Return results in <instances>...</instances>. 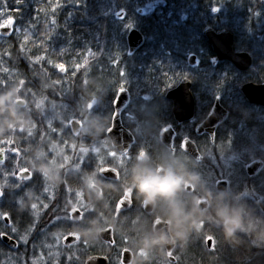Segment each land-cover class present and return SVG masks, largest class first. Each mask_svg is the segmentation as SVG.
Wrapping results in <instances>:
<instances>
[{"label":"trees","instance_id":"16d2710c","mask_svg":"<svg viewBox=\"0 0 264 264\" xmlns=\"http://www.w3.org/2000/svg\"><path fill=\"white\" fill-rule=\"evenodd\" d=\"M127 1L60 0V7L55 13H51L50 10L41 11L48 9L50 0H21L20 4H16L15 0H6L8 9H18L16 14H12L15 15L16 25L22 33L27 30L31 32L25 45L28 44L33 55L46 54L50 60L67 64L70 71L73 64L86 65L84 71L74 76L69 75L71 80H63L46 62L42 63L48 67V73L43 72L39 65L26 61L28 67H22L20 75L29 82L30 87H27L36 91V97L41 100L50 99L52 92L65 95L63 99L54 100L71 105L66 106L65 113L72 118L80 120L85 114L86 103L95 99L96 105L92 109L94 121H97L95 127L103 116L110 117L112 100L116 90L122 85L128 90L130 101L121 114V122L136 137H152L161 126L171 122L170 104L164 99L163 93L175 86L182 77L189 78L192 82L191 92L195 100L197 119L204 117L213 99L218 97L220 103L229 109L230 119L223 124L222 132L216 131L213 144L207 139L205 142L196 140L201 159L195 164L197 169L194 171L192 183L196 192L210 200L207 195L212 191L213 181L219 177L226 179L228 188L219 196L229 199L233 208V214L229 217L237 223V228L229 234L222 227L217 214L211 212V200L204 213L208 218H198L200 214L189 201V221L186 222L189 228L185 231L183 241L177 242L175 255L179 257V264H264V109L246 103L237 91L240 83L249 81L259 84L264 80V59L259 54H264V2L165 0L166 5L163 8L138 13L144 4L155 0H134L132 8L131 4L128 8L124 7ZM3 7L5 4L0 0V8ZM215 7L219 11L212 15L211 10ZM120 9L124 11V16L116 19L115 13ZM53 19L55 24L51 23ZM190 24H194L197 36L184 32ZM132 25L141 30L145 45L138 53L127 56L124 32ZM205 26L226 29L232 33L235 39L234 50L246 51L252 55L250 70L237 71L225 61L217 65L216 74L212 73L214 69L209 63L204 65L201 62L196 67L189 68L183 48L198 42V47L206 46L209 50L208 43L200 33ZM178 33H184L186 39L180 40L176 36ZM243 34L250 35L251 40L245 41ZM195 38H198L196 42ZM15 48L11 38L0 36V80H5V59L11 60V56L9 58L5 53L13 55ZM19 57L22 60L19 63L20 68L24 58L20 54ZM112 57L118 60L115 65L108 64L107 59ZM122 61L125 62L121 66ZM224 64L228 65V69ZM216 76L218 79L213 78ZM123 77L127 79L125 82L122 81ZM133 77L139 80L134 81ZM7 82V87H0V142L14 141L12 147L20 146L22 154L24 151L36 150L40 147L37 144L39 140L47 142L54 138L55 132L48 128V122L53 127L56 125L55 128L61 130L66 137H70L61 120L57 123L46 116L39 123L36 116L30 115L31 95L28 91L21 87L14 90L9 87V81ZM200 84L203 87L202 93L197 88ZM15 97L26 101L25 108L19 109L13 105ZM76 101L81 105L79 110L75 109L76 104L72 105ZM97 103L100 107H97ZM235 103H238V110L232 109ZM155 110L159 112L156 113ZM10 117L14 119V123H11ZM26 119L33 123L31 131L20 132L19 126ZM186 135L191 136V130L186 131ZM27 141L30 142L29 145H25ZM42 144L44 145L40 149L48 147L45 143ZM253 159H261L263 167L255 176L247 177L244 165ZM189 164L192 163L189 161ZM11 166L10 159L0 165V191H4L0 208L13 212L12 202L8 197L10 190L5 189V171H10ZM34 181L33 178L32 182ZM17 190L16 187H11V191L18 196ZM13 219H16L14 212ZM199 222L206 225V228H197ZM207 222H211L213 226L207 225ZM0 231H5L1 223ZM205 232H211L214 236L210 249L206 248L202 238ZM148 246L150 254L156 256L145 258L140 264H163L161 247L154 242ZM0 252L5 253V246L1 242ZM105 255H108L107 251Z\"/></svg>","mask_w":264,"mask_h":264},{"label":"snow or ice","instance_id":"6c2138e0","mask_svg":"<svg viewBox=\"0 0 264 264\" xmlns=\"http://www.w3.org/2000/svg\"><path fill=\"white\" fill-rule=\"evenodd\" d=\"M20 2L21 0H15L16 4H20ZM3 3L5 4V7L0 8V35L6 34L11 37L17 33L22 32L20 29L16 28V18L15 15L12 14H16L18 12V9H8L6 7V0H3ZM59 7L60 0H50L48 9H41V11L47 12L48 10H50L51 13H55L57 8ZM51 23L55 24V19H53ZM27 42L28 37L25 36L24 42L20 45L21 52H24L26 50L24 45ZM5 55L9 56L10 58L11 53H5ZM32 62L34 65H39L43 72L48 73V67H45L42 63L46 62L48 66L50 65L51 68H54L57 72L72 76H74L80 71H84L86 68L85 64L78 63L73 64L70 71L67 64L59 61L50 60L46 54L32 57ZM6 71H8V69H6ZM21 83L25 84V81L22 79ZM57 83H60V81H57ZM7 85V80H0V87H7ZM122 91L123 86L121 85L117 89V92L119 93ZM28 93L33 97L37 95V92L30 88L28 89ZM113 103H118V101H113ZM37 107H39V105H37ZM90 107H92V105H90ZM76 126H79V124L75 119L68 121L66 124L67 128L73 129V136H78V132L75 130ZM48 128L52 132H57V129L51 124H49ZM111 131V127L107 128V132L110 133ZM29 135H31V133ZM63 143L67 147L68 141H64ZM13 144L14 141L12 140H5L3 142H0V157H3V159H0V165H3L5 161L8 160L7 154L9 152L13 153L12 161L15 162L14 167L11 169V171L6 170L5 174L15 177V187L19 189L20 192H23L26 187L30 186L28 182L33 181L35 173L32 169L26 166H20L18 158H21L22 149L18 145L12 147ZM102 144L105 146L106 149L108 148L107 139H104ZM183 147L184 145H182V148ZM71 148L73 149V151H75L77 145L72 144ZM79 153L82 155H78L76 161L73 162L75 166H77L81 171H83L85 167V160L89 157L90 154L92 155L94 153V158L95 160L98 158V162L95 163L94 170L91 172L94 176H98L102 180L109 181L115 186L120 185L122 177L126 176L127 174L128 165L133 161L127 151L120 150L114 144L112 145L111 149L106 151L107 159L100 157V151H97L96 147L94 146L91 147V149L89 147L80 146ZM145 154L146 152L140 151L136 158L142 157ZM107 173H111V176L109 177L105 175ZM40 187L42 189V193L37 198V202L30 209V215L38 212H43L46 214L50 209V204L46 201L56 200L55 190H49L47 185H45L42 181L40 182ZM77 188L80 189V186L77 185ZM185 190L190 194L196 193L195 185H185ZM63 191L66 193L67 197L65 199L66 203L70 204L72 207L71 209H67L61 204H56L55 206H52V216L48 222L47 227L49 228V230L57 228L64 230L62 238L67 248L71 249L76 244H83L85 247H87V243L83 241L79 235L71 231L72 227L78 221H86L91 215L90 210L86 207L84 203V192L83 190H77L73 192L72 183L69 182H65ZM3 197L4 191H0V199H2ZM135 201V194L133 192L121 190L118 195L112 200V211L114 212V218L124 216L132 227H135L136 225L141 223V221H147L151 224L153 228L159 229L167 223V221L161 218L159 215H154L152 210L148 207H144L143 209H141V214L138 215L136 219L128 218V216L125 214V209L128 208V206ZM205 202L206 201L198 200V203ZM128 210L130 211V208ZM0 222H4V227L9 228L11 230V233L7 231H0V239L7 238L13 241L14 247H18L21 243H23L24 245H27L29 243V240L26 235L19 237L15 235L18 232V229L14 226L13 212L11 210L0 208ZM35 227L36 222L35 219H33L30 222V227L28 231H34ZM201 227L206 228V225H201ZM105 233H107V235L104 237V243L108 244L115 251L117 257V264H132L133 257L130 250L127 248V238L122 237L119 241H117L116 232L111 228H105ZM202 238L207 242H211L214 240V236L211 234V232H205ZM59 241L60 240H56L57 243H59ZM166 257L167 264H179V257L175 255L173 249L169 248L166 251ZM67 259L68 261H71L72 256L69 255ZM77 259H79V257H77ZM103 259L110 261L111 258L106 256ZM92 260L93 257L89 256V264H91Z\"/></svg>","mask_w":264,"mask_h":264},{"label":"flooded vegetation","instance_id":"af4514ba","mask_svg":"<svg viewBox=\"0 0 264 264\" xmlns=\"http://www.w3.org/2000/svg\"><path fill=\"white\" fill-rule=\"evenodd\" d=\"M208 63H210V61ZM184 78H186V77H184ZM187 79L190 81V93L192 95V92H191L192 82L189 78H187ZM165 92L163 93V97H164ZM240 96L245 101V99L243 98V96L241 94H240ZM192 98H193V103H194V108H195V100H194L193 95H192ZM227 98L230 100V97H227ZM164 99L166 101H168L170 104V110H169L170 119H171L170 123H168L164 126H161L157 130L156 134H153L152 137L144 136V135L136 137L133 133H131L127 129L128 132L133 136V144L130 146L129 150L127 151L129 156L133 159V161L131 163L135 162L137 159L140 161H144L150 157L154 163H159V161H161L162 159H165V160L170 159L172 161H178V162H181L183 164H185V160L190 161V163H192V165L198 164L200 162V160L195 161L187 153L182 151V146H181L182 141H184L185 139H189L191 142H193L196 149H197L196 140L200 142V140L207 139L209 141L208 136L205 134L196 135L195 134V128L197 125H199L203 122L205 116L207 115L210 107L213 104V101L215 99H218V101H219V98L215 97L213 99V101L211 102L210 106L208 107L206 114L204 115L203 118L197 119V117H196L197 114H196V109H195V114H194L193 120L184 121L181 123L177 122L172 116V113H171L172 103L169 100H167L165 97H164ZM219 104L229 114V112H230L229 109L225 108L220 103V101H219ZM104 113H105V111H103V115H104ZM112 116H113V107H112V103H111V115H110V117L107 118V117L103 116V119L101 121H99L100 125H99L98 133L96 135H92V136L97 137L98 139L100 138L102 140V143H103L104 139H107L108 148L106 149L105 146L102 144V153L100 154V157H103L105 159H107L106 151L112 148V145H111L109 139L106 137L107 128L111 127ZM227 121H228V119L224 123H226ZM224 123L219 124L215 128L214 133H216L217 130L222 132L224 130L223 129ZM167 126H169L173 132V135L171 137V142H170V148H167L159 140L160 130L167 127ZM189 130H191V136L186 135V131H189ZM140 151H144V152H146V154L142 157L136 158V156L138 155V153ZM199 156H201V155H199ZM88 158L89 159L85 162V167H84L83 171L78 173L81 177V180L76 182L75 184H73L72 187H73V192H75L77 190H83L84 196H85L84 203H85L86 207L90 210L91 215H90L89 219L86 221H83V222L78 221L71 229V231L73 233L79 235L81 237V239L87 243L88 246L85 247L83 244H76L73 246V248L69 249L65 246V243H64L63 238H62L64 230L59 229V228L52 229L53 232L55 230L58 231L57 232L59 235L58 239L60 240L59 244H58L59 253L62 255H66V254H68V252H74L75 253L74 255H76L77 257H79V259L82 260V264L85 261V259H88L89 256H91V257L105 256V252L107 250V244L104 243V240H102V238L100 237V232L104 228L107 227V225H106L107 222L111 224V228L113 230H117L116 233L119 231L118 235L120 238H122V237L129 238V236L122 231L123 226L122 227L119 226L120 223L121 224L123 223L125 217L121 216V217L114 218V213H112L113 219H111L110 216H107V213L104 210V203L106 202V199H107V193L109 195H111L112 197H116L121 190L132 192L130 190V188L128 187L129 168H130L131 163L128 165L127 174H126V176L122 177V180H121V183L119 186H115L111 183H110V185H106L104 183H101L102 181H105V180L100 179L98 176H94L93 173L91 172L94 170L95 163L98 162V158L96 160L93 157H88ZM200 159H201V157H200ZM89 165H91V166H89ZM108 166H112V165H108ZM157 170L159 171L161 169L158 168ZM68 175H70V174H68ZM110 176H111V173H109V177ZM218 179H221V177L216 178L213 181L212 188H211L212 189L211 192L214 193V195H216V196H219V194H221L214 189V183ZM224 180H226V179H224ZM31 182L32 181H30L28 183H31ZM227 184H228V181H227ZM77 185L80 186V189L77 188ZM185 185H194V184L186 182L184 184V188H185ZM58 194L60 196H64L66 199L67 198L66 193L63 192V190H61V192H57V194H56L55 202H56V204H61V198H60V196H58ZM200 198L206 199V201L208 203V208H209V206H210L209 201L211 200V198L209 200L205 197H202L200 195V193H198V192H196L195 194H190L189 192H187L186 198H184V199L177 198L175 200V202L172 204L171 215L164 217L163 219L170 223L169 228H170L171 236L173 239H175L173 218L181 220L185 217V214L183 213V201L185 199H188L189 201H191V205H192L193 209L201 215V214H204L205 211H202V212L198 211L195 207V202ZM71 207L72 206L70 204H68L67 209H71ZM99 207H102V209ZM128 209L125 210V214L127 216L131 215L132 212L135 210H136V213H138V215H140L141 209H143V206H141L137 201H135L132 204H130V211ZM152 212L154 215L160 216L159 208H153ZM173 212H176L177 214H173ZM138 215H134V217L132 219H136ZM96 218L98 219V222H97ZM49 220L50 219L45 221L44 224L48 225ZM200 223L201 222H199V224ZM140 224L135 226L136 230L133 233V235H136L137 237H139L140 240L137 243H135L136 246L135 247L133 246L132 249L127 246V248L130 250V252L132 254L133 259L135 258V254L138 253L139 251H142L144 255L147 254V252L150 253L149 252L150 249L148 246L149 243L154 242V243H157L159 245V243L155 237V234L153 233V229H152L151 224L147 221H141ZM86 233H88L87 237L84 238V234H86ZM143 236H144V239L147 238V240L144 241L143 238H141ZM56 239L57 238L55 237V240ZM142 244H144V245H142ZM176 246H177V244H176V239H175V247L173 249L174 253L176 252ZM160 247L162 249V256L166 257V250L164 249V247H162V246H160ZM26 248H27V245H26ZM17 249L18 250L23 249L21 247V244L17 247ZM21 254H28V253L23 252ZM114 254H116L115 251L108 245V255L107 256L112 258V256ZM145 258H150V257H149V255L148 256L145 255ZM166 261H167V257H166ZM109 262L110 261L108 260V263Z\"/></svg>","mask_w":264,"mask_h":264},{"label":"rangeland","instance_id":"374dc122","mask_svg":"<svg viewBox=\"0 0 264 264\" xmlns=\"http://www.w3.org/2000/svg\"><path fill=\"white\" fill-rule=\"evenodd\" d=\"M20 34V33H19ZM18 35V33L16 34ZM260 55H262L261 53H259ZM258 54V55H259ZM89 57H91V55H89ZM263 60V58H262ZM108 64L110 65H115L117 63V59H115L114 57L112 58H108L107 59ZM88 63L90 62L87 61ZM216 69L212 70V72H215ZM59 73V72H58ZM252 74H254V72H252ZM59 75L62 76V79H70L71 77H69V75H65V74H61L59 73ZM214 79H218V76L213 77ZM127 79H125L123 77L122 81L125 82ZM64 96L60 95L59 97H57V100L59 98H64ZM30 115L31 116H36L37 121L39 123L42 122V119H44L46 116H48V119H54L57 121V123L61 120L62 124L66 127L67 122L72 118L69 116V114L65 113V109H67L68 106L71 105H67L66 102H55L54 99H48V100H41L38 97H30ZM90 102L86 103V105H88ZM99 103V102H98ZM97 103V107H100V105ZM76 104L75 109L79 110L81 108V105L79 103V101L74 102L72 105ZM37 105H39V107H37ZM85 105V106H86ZM67 106V107H66ZM72 111L74 110L73 108L71 109ZM38 117H37V115ZM82 118H86V114L82 115ZM81 118V120L84 122V120ZM62 119H65V121H62ZM87 121L85 120L84 122V130L82 135L76 139V140H68L67 137H62L60 133L55 132L54 134V138L48 140L47 142L49 144H47L46 140H39V142L37 143L40 147L45 143V145H48V147L44 148L42 147V149H40V147L36 148V150H31V151H24V153L21 155V158L19 159V163H22L24 166L30 168L33 170V172L35 173V178H37V181L35 183H37V187H38V191H40V193L38 195H36L34 198H30L31 196H29L26 192V194L24 195L23 192H20V190L18 189V195L20 192V195L22 193V197H24L25 199L28 198L29 200L26 201V205L28 208V211H30V209L33 207V205L37 202V198L40 196V194L42 193V189L40 187V182L42 181L45 185H47V187L49 188V190H55L56 194L57 192H61V190H63L62 188H60V183L66 182L65 180V176L68 174H78L81 172V170L74 165V161H76L77 156L78 155H82L79 153V147L80 146H85V147H89L91 149V147H97V144H99L98 142L94 141L96 139H98L95 136L92 135H96V129H92L90 130L91 126L87 125ZM33 125V123L31 124V122H26V123H22L19 126V131L22 132H30L31 131V126ZM52 125V124H51ZM41 126H43V124H41ZM42 128V127H41ZM61 131V130H60ZM65 135V134H64ZM91 135V136H90ZM66 136V135H65ZM64 141H68V145L67 147L65 146V144L63 143ZM30 142H26L25 145H29ZM72 144H76L77 148L75 151H73V149L71 148ZM97 150V149H96ZM91 155V154H90ZM91 157V156H89ZM89 158H87L85 160V162L88 160ZM13 162V161H12ZM15 162H13V167H14ZM11 171V170H10ZM10 178L13 180L14 177L9 175ZM6 177V176H5ZM207 182V179H205ZM32 185L33 182L29 183V185ZM12 186L15 187V184H11ZM29 186L26 187L24 189V191L29 190ZM202 190V189H201ZM203 191V190H202ZM64 192V191H63ZM209 198H211V201L213 202L212 205V213H216V217L218 220H220L221 222L223 220L229 219V215L233 214V208H231L230 206V202L229 199H224L223 197L220 196H216L214 195V193L210 192L208 193ZM50 204V208L54 205V201H46ZM55 206V205H54ZM62 206L67 208L68 204L66 203V201H64L62 203ZM214 208V209H213ZM50 210V209H49ZM48 210V212H49ZM48 212L46 213V215L48 214ZM43 212H38V213H34L32 215L30 214H26L25 216L29 219L28 221H26L25 223H23L21 226L19 225H14L17 229L18 232L15 234L17 237L19 236H27L29 243L27 244V248L26 245H24L23 243H21V247L23 249H20L18 252L16 253H1L0 252V264H82V260L81 259H77V256L74 255V252H68V254L66 255H62L59 253L58 251V244L56 242V240H59L58 237V231H54L51 229L49 230V228L47 227L46 224H44L46 220V217H44ZM203 216L205 218H208L207 215L205 214H201L198 216V218H203ZM35 219L36 222V227L34 229V231H28L29 227H30V222ZM201 220V219H199ZM1 223V227L4 228L5 227L3 225V222ZM201 224L197 225V228L201 227ZM207 225L209 226H213V224L211 222H207ZM18 226V227H17ZM9 232L11 233V230L9 229ZM119 232V231H118ZM118 232L116 233L117 236V240H120V237L118 235ZM55 237L57 238L55 240ZM143 238V240H147L144 239V236L141 237ZM213 242V241H212ZM127 246L130 247L131 249L133 248V246L135 247L136 244H134L133 242L128 241L127 238ZM108 252V248L106 250ZM28 253V254H21V253ZM71 255L72 256V260L68 261L67 257ZM146 256L149 255L150 258H153V255L148 253L145 254ZM145 255L143 254L142 251H139L138 253L135 254V261L133 264H140V262L145 260ZM156 256V255H154ZM162 263L166 264V257H162ZM165 260V261H164ZM111 263L110 264H117V257L116 254H114L112 256V258L110 259Z\"/></svg>","mask_w":264,"mask_h":264},{"label":"water","instance_id":"95a60500","mask_svg":"<svg viewBox=\"0 0 264 264\" xmlns=\"http://www.w3.org/2000/svg\"><path fill=\"white\" fill-rule=\"evenodd\" d=\"M164 1L156 0L151 3L145 5V9H151L153 7H162L164 6ZM213 13L217 12V8L212 10ZM123 15L122 12L117 14V17H121ZM203 37L209 42L210 48L212 52L215 54V57L211 59V64L214 66L220 60H228L233 66L240 70L246 71L251 67L252 60L248 53L239 52L236 53L233 51L234 39L233 36L225 31L219 30L214 31L210 27H206L201 31ZM2 37L8 36L6 34L0 35ZM143 35L141 32L137 31L134 28H129L125 33V42L127 46V50L129 53H133L143 44ZM187 64L189 66H195L196 61L193 55H190L187 59ZM239 92L243 95L246 102L250 104H256L264 106V83L255 85L251 82L243 83L238 88ZM164 97L172 103L171 112L173 118L181 123L184 121H189L193 118L194 111V103L193 98L190 93V81L186 78L181 79L178 84L167 90L164 94ZM113 101H118V103H113V117L111 120V129L112 131L106 132V135L111 143V145H115L117 148L123 151H128L130 146L133 144L132 135L122 126L120 115L124 108L127 106L129 102V93L126 89H123L122 92H116ZM95 102H92L90 105H93ZM15 105L18 108H24L25 102L18 100L15 101ZM89 105V107H90ZM228 117V112L219 104L218 99L213 101L212 106L210 107L205 119L203 122L196 126L195 132L197 134L207 133L211 139L213 140L215 128L223 123ZM77 121V120H76ZM78 122V121H77ZM79 126H76L75 130L79 133ZM73 131V129H71ZM173 132L169 126L163 128L159 132V140L167 147L170 148V142ZM184 147L182 148L190 157L194 160H199V155L196 147L190 140H184L182 142ZM3 159V157H0ZM263 167V162L260 159H254L248 162L245 166V173L247 176L252 177L256 175ZM109 176V173L105 174ZM215 189L218 192H225L227 190V182L225 180H218L215 183ZM200 201H206L204 198L198 199ZM198 200L195 202V207L198 211H205L208 208L207 201L205 203H198ZM145 206H143L144 208ZM150 208V207H148ZM153 210V208H150ZM4 223V222H3ZM224 228L228 231L229 234L233 233L236 230V223L233 220H225L223 223ZM153 233L157 237L158 243L164 247L167 251L169 248L174 249L175 244L169 236V224L166 223L159 229L153 228ZM107 235L105 230L100 232V237L104 240V237ZM0 242L5 245V243L11 248H15L13 246V241L5 238L0 239ZM206 248H211V242H205ZM84 264H89L88 259L84 261ZM91 264H108V261L103 259V257H93Z\"/></svg>","mask_w":264,"mask_h":264},{"label":"bare ground","instance_id":"6f19581e","mask_svg":"<svg viewBox=\"0 0 264 264\" xmlns=\"http://www.w3.org/2000/svg\"><path fill=\"white\" fill-rule=\"evenodd\" d=\"M156 1V0H155ZM162 1H164V6L166 5V1L165 0H162ZM263 2H264V0H262ZM151 2H153V1H150V2H148V3H151ZM148 3H146V4H148ZM131 4V8H132V6H133V4H134V0H128L127 2H125L124 3V7H130L129 5ZM146 4H144L143 5V7L141 8V9H139L138 10V13H142L143 11H150L151 9H153V8H163L164 6H162V7H153V8H151V9H145V5ZM214 9V8H213ZM212 9V10H213ZM212 10H211V12H212ZM218 11H219V8H217V12L216 13H211L212 15H216L217 13H218ZM119 12H122L123 13V15L121 16V17H117V14L119 13ZM123 16H124V11L122 10V9H120V10H118L116 13H115V18L116 19H122L123 18ZM103 17H106V15L104 16L103 15ZM206 27H209V26H205V27H203V28H201V30H200V33H201V31H203V29L204 28H206ZM16 28L17 29H20L19 28V26L18 25H16ZM129 28H134V29H136L137 31H139V32H141V30L139 29V27H137V26H134V25H132V26H128L127 28H126V30H128ZM211 28V27H210ZM213 29V28H212ZM126 30H125V32H124V38H125V33H126ZM214 31H219V30H225V31H227L226 29H213ZM247 30V29H246ZM195 31H196V29H195V26H194V24H190V25H188V27L185 29V31L184 32H186L187 34H191V35H193V36H197V34L195 33ZM227 32H229V31H227ZM230 33V32H229ZM231 35H232V33H230ZM143 35V34H142ZM25 36H27L28 38H30V36H31V32L29 31V30H27V32L26 33H22V32H20V34L18 33V35H13V36H11V37H9V36H5V39H9V38H11V41L13 42V43H15V45H16V48H15V50H14V52H13V55L11 54V60H9V59H5V80H7V81H9V87H13L14 88V90L17 88V89H20V87L21 88H23V89H25V90H27L28 91V87H30V84H28L29 82H27L26 80H24V78L20 75V73L22 72L21 71V68L22 67H24V66H26V67H28L27 66V62L26 61H31L32 62V57L33 56H35V55H33V51H31V49L28 47V44L27 45H24V47H25V51L24 52H21L20 51V45L24 42V38H25ZM176 36L177 37H179L180 38V40L181 39H186V35L184 34V33H178V34H176ZM233 36V35H232ZM175 37V36H174ZM201 37L202 38H204L203 37V35L201 34ZM245 41H247V39L249 40H251V38H250V35L249 36H246L245 34H243V37H242ZM143 39H144V41H143V44L136 50V51H134L133 53H129L128 52V50L126 49V54H127V56H132V55H134V54H136V53H138L143 47H144V45H145V37H144V35H143ZM197 39L198 38H195L194 39V41L196 42L197 41ZM205 39V38H204ZM233 39H234V36H233ZM235 40V39H234ZM205 41L208 43V48H209V50L206 48V46H202V47H198V42H196V44H192V45H189L188 46V48H183L184 50H183V54H185V62H186V65L189 67V68H194V67H196L197 65H198V63H201V62H203V64L204 65H206L209 61H210V66H211V68H213V69H215L216 67H217V65L220 63V62H227V63H229V64H231L232 66H233V64L230 62V61H228V60H220V61H218L217 63H216V65H212L211 64V59H213L214 57H215V54L212 52V50H211V48H210V44H209V42L205 39ZM204 45V44H203ZM259 46H261L262 47V45H260V44H258ZM192 49H195L194 51H192ZM191 50V51H190ZM233 50H234V45H233ZM241 52H246V51H241ZM247 53V52H246ZM19 54L20 55H22L23 56V58H24V60H23V64L20 66V68H19V63H20V61H22L21 59H20V57H19ZM183 54H182V56H183ZM190 55H193L194 57H195V61H196V64H195V66H189L188 64H187V59H188V57L190 56ZM260 58H263L264 59V54L263 55H260ZM251 60H252V62H253V58H252V55H251ZM123 62V61H122ZM125 62V61H124ZM124 62H123V64L122 63H120V65L122 66V65H124ZM110 66V65H109ZM225 68H227L228 69V65H226V64H224L223 65ZM175 67V66H174ZM176 68V67H175ZM6 69H8V71H6ZM213 74H216L217 73V69H216V71L215 72H212ZM44 76V75H43ZM42 76V77H43ZM24 80V81H26L25 82V84H22L21 83V80ZM144 79V78H143ZM181 79H184V77H182V78H180L179 79V81L181 80ZM187 79V78H186ZM133 80L135 81V80H139V78H136V77H133ZM178 81V82H179ZM178 82L176 83V85L178 84ZM244 83V82H243ZM243 83H240L239 84V86L241 85V84H243ZM26 85V86H25ZM175 85V86H176ZM201 85L202 84H200L197 88H198V91L200 92V93H202L203 91H202V88L203 87H201ZM257 85H259V84H257ZM28 86V87H27ZM175 86H173V87H175ZM239 86H237V91L239 92V90H238V88H239ZM172 87V88H173ZM124 89V88H123ZM171 89V88H170ZM13 90V91H14ZM169 90V89H168ZM116 92H117V90H116ZM115 92V93H116ZM61 94L60 93H54V92H52L51 94H50V96L51 97H54L53 99H55V98H57L58 96H60ZM50 97V99H52ZM18 100H21V101H23V102H25V105H26V101L24 100V99H21V98H14L13 99V105L16 107V108H18L16 105H15V101H18ZM234 100V99H233ZM88 102H90L88 105H86V107H85V114H86V118H82L83 120H84V122H85V120H88L87 121V125L88 126H91V128H90V130H92V129H96V133H98V131H99V125L98 126H96L95 127V124H97V121H94L95 119H94V116L92 115V109L95 107V105H96V100L95 99H91L90 101H88ZM87 102V103H88ZM92 102H95L93 105H92V107H89V105L92 103ZM239 103V102H238ZM238 103H235L234 104V106L232 107V109H234V110H238ZM253 106H255V107H258V108H260V109H264V106H261V105H256V104H253ZM20 109V108H19ZM155 112L157 113V112H159L158 110H155ZM172 113V112H171ZM84 114V115H85ZM193 114H195V108H194V111H193ZM173 116V115H172ZM193 117H194V115H193ZM229 117V118H228ZM228 117H227V119H228V121H229V119H230V112H229V114H228ZM10 119V121H11V123H14V119H11V117L9 118ZM73 119H75V120H77L79 123H80V130H79V133H78V136H73L72 135V131H71V128H67V130H68V133H69V138L67 137V139L68 140H76V139H78L81 135H82V133H83V130H84V122L80 119H78V118H71L70 120H73ZM226 119V120H227ZM69 120V121H70ZM225 120V121H226ZM224 121V122H225ZM227 121V122H228ZM26 122H29L28 121V119H26V120H24L23 121V123H26ZM223 122V123H224ZM18 122H16V124H17ZM30 123V122H29ZM49 124H51L50 122H48L46 125L47 126H49ZM222 124V123H221ZM55 127H57L56 125H54ZM16 127V126H15ZM15 127H13V129L15 128ZM57 132L58 133H60L61 134V136L62 137H66L65 135H64V133L62 132V131H60V130H57ZM195 134L196 135H200V134H197L196 132H195ZM201 134H205V135H207L208 136V138H209V143L210 144H213V142H214V138H215V133H214V136H213V140L211 141V139H210V137H209V135L207 134V133H201ZM106 137H107V135H106ZM150 137V136H149ZM108 138V137H107ZM186 140V139H185ZM187 140H189V139H187ZM94 141H96V142H98L99 144H97V147H96V149H97V151H100V154L102 153V140L99 138V139H96V140H94ZM183 142V141H182ZM200 142H205V140H200ZM193 143V142H192ZM182 146V145H181ZM195 146V145H194ZM182 151L183 152H185L183 149H182ZM198 152V155H200V153H199V151H197ZM186 153V152H185ZM22 155V154H21ZM94 153L92 154V155H89V156H91V157H93L94 158ZM7 156H8V159H10V161H11V164H12V166H11V168H10V170L13 168V162H12V156H13V153H11V152H9L8 154H7ZM20 159V158H19ZM199 160H200V156H199ZM198 160V161H199ZM196 161V160H195ZM5 163H6V161H5ZM20 164V166H24L22 163H19ZM185 164H187L188 165V167H191V171L193 172V173H195L194 171L197 169V166L196 165H192V164H189V161H186L185 160ZM247 164V163H246ZM246 164L244 165V173H245V166H246ZM193 169V170H192ZM245 175H246V173H245ZM247 176V175H246ZM255 176V175H254ZM247 177H249V176H247ZM253 177V176H252ZM65 180H66V182H69V183H72V185L73 184H75L76 182H78V181H80L81 180V177H80V175L79 174H70V175H66L65 177ZM34 179H35V181L33 182V184L31 185L30 184V188H29V190H27V191H23V193H24V195L26 194V192H27V194L29 195V196H31L30 198H34L36 195H38L39 193H40V191L39 192H37L39 189H38V187L36 186L37 185V183H35L36 181H37V178H35L34 177ZM218 180H224L223 178H221V179H218ZM217 180V181H218ZM217 181H215V183L217 182ZM226 181V180H225ZM227 182V181H226ZM215 183H214V189H215ZM11 184H15V177H14V179L12 180L11 178H10V176L9 175H7L6 177H5V189H8V190H10V191H8V193H9V199L11 200V202H12V207H13V212H14V216H15V221H14V225H19V226H21L23 223H25L26 221H28L29 219L25 216L26 214H29V211H28V208H27V205H26V201L27 200H29L28 198H24V197H22V193H21V195H20V192H19V195L17 196L16 194H14L12 191H11V187H14V186H12ZM61 185H60V188H63L64 187V185H65V182H61L60 183ZM32 186H33V188H32ZM36 186V187H35ZM227 188H228V184H227ZM216 190V189H215ZM217 191V190H216ZM218 192V191H217ZM226 192V191H225ZM225 192H219V193H221V194H223V193H225ZM58 196H60L59 194H58ZM60 198H61V204L65 201V197L64 196H60ZM113 198L114 197H112L111 195H109L108 193H107V199H106V202L104 203V210H105V212L107 213V216H110V218L111 219H113L112 218V213H114L113 211H112V200H113ZM54 205H56V202L54 201ZM53 205V206H54ZM52 208V207H51ZM51 208H50V210H49V212H48V214L46 215V214H44V217H46V220H48V219H50L51 218V216H52V210H51ZM99 208H101L102 209V207H99ZM128 208H130V205L128 206ZM128 208H126V209H128ZM125 209V210H126ZM189 209H190V206H189V200L188 199H185L184 201H183V213L185 214V217L183 218V219H176V218H173V220H174V235H175V239H176V244H177V242L178 241H180V243L183 241V237H184V234H185V231L187 230V228H189V226L188 225H186V222H188L189 220L187 219V213H190L189 212ZM208 209V208H207ZM206 211V210H205ZM173 214H177L176 212H173ZM134 215H138V213H136V210L135 211H133L132 212V214L131 215H128V218H130V219H132L133 217H134ZM230 220H233L232 218H229ZM96 220H97V222H98V219L96 218ZM226 220H228V219H226ZM114 221V220H113ZM224 221L225 220H223L222 222H221V225H222V227L224 228V226H223V223H224ZM234 221V220H233ZM96 222V223H97ZM191 222V221H190ZM167 223L169 224V226H170V223L167 221ZM236 223V222H235ZM98 224V223H97ZM140 224V223H139ZM106 225H107V227L106 228H111V224L110 223H106ZM141 225V224H140ZM236 225H237V223H236ZM119 226H123V232L125 233V234H127L128 236H129V238H128V241H130V242H133L134 244L135 243H137L139 240H140V238L139 237H137L136 235H133V233H134V231L136 230L135 229V227H132L130 224H129V222H128V220L127 219H125L124 218V221H123V223L121 224L120 223V225ZM18 227V226H17ZM236 228H237V226H236ZM112 229V228H111ZM139 229V228H138ZM225 229V228H224ZM103 230H105V228L103 229ZM102 230V231H103ZM226 230V229H225ZM5 231H7V232H9V228H6L5 227ZM117 230H115V232H116ZM169 236H170V238L172 239V241L174 242V244H175V239H173L172 238V236H171V232H170V228H169ZM227 231V230H226ZM228 232V231H227ZM10 233V232H9ZM87 234L88 233H86V234H84V238H86L87 237ZM155 237H156V235H155ZM156 239H157V237H156ZM206 241L204 240V243H205ZM142 245H144V244H142ZM149 245V244H148ZM206 245V244H205ZM107 246H108V244H107ZM159 246H161L160 244H159ZM19 250L17 249V247H15V248H11L10 246H8L6 243H5V254H7V253H16V252H18ZM107 255H105V256H100V257H106ZM94 257H99V256H94ZM108 257V256H107ZM153 258H154V255H153ZM86 260V259H85ZM108 261V260H107ZM134 261H135V258L132 260V264L134 263ZM111 263V261L108 263V264H110ZM83 264H84V262H83Z\"/></svg>","mask_w":264,"mask_h":264},{"label":"clouds","instance_id":"9594fccd","mask_svg":"<svg viewBox=\"0 0 264 264\" xmlns=\"http://www.w3.org/2000/svg\"><path fill=\"white\" fill-rule=\"evenodd\" d=\"M161 170H157V169ZM195 173L187 164L170 159L154 163L149 157L136 160L129 168L128 187L135 194L136 201L145 207L159 208L162 218L171 215V207L177 198L187 197L186 182L192 183ZM110 185L109 181H102Z\"/></svg>","mask_w":264,"mask_h":264}]
</instances>
